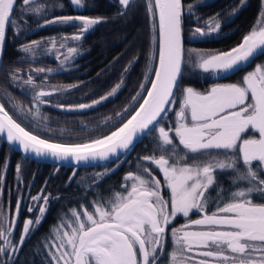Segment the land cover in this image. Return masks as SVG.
I'll list each match as a JSON object with an SVG mask.
<instances>
[{
  "label": "snow or ice",
  "instance_id": "snow-or-ice-1",
  "mask_svg": "<svg viewBox=\"0 0 264 264\" xmlns=\"http://www.w3.org/2000/svg\"><path fill=\"white\" fill-rule=\"evenodd\" d=\"M117 2L122 8L120 15H125L133 0ZM69 3L80 9L90 6L86 0H69ZM144 5L152 22L158 65L148 68L140 91L132 97L138 107L131 111L126 107L122 113H117L122 122L115 130L84 143L53 141L51 133L55 130L46 124L41 126L40 122L47 117L41 116L39 107L50 103L44 98L52 93L36 85L32 75L23 83L33 87L34 110L16 105L19 115L14 118L5 104L0 103V136L5 137L9 145L18 146L26 158L34 155L57 161L71 159L75 164L108 160L113 156L118 160L122 152L134 149L139 136L158 133L153 139L161 154L140 159L155 165L163 182L157 179L151 167L138 163L139 170L128 172L119 190L110 189L106 196L98 193L88 207L79 205V210L66 211L65 216L70 212L68 219L62 217L51 233L54 242L44 245L48 249V264H264V63L257 64L238 83L216 84L206 91L179 86L186 65L203 73L226 74L257 55H264V12L237 46L221 52L189 50L195 52V58L189 56L186 60L182 37L183 0H144ZM49 6L63 8L59 0H53L51 5L37 4L34 0H0V54L9 28L13 29V35L22 34L17 25L24 22V15H43ZM196 6L189 4V12ZM102 22V17L61 15L43 19L37 27L60 24L77 28V33L61 38L63 48L66 46L63 41H80L85 33ZM196 24L193 38L211 36L222 27L219 14L205 21L203 26H199L198 19ZM47 43L55 48L57 41L52 38ZM40 46L41 41L33 40L22 43L18 50L34 56ZM77 52L76 47H67L64 60ZM137 59L134 57L124 71ZM20 71L19 68L13 70L9 78L20 80ZM33 71L39 74L46 70ZM74 87L77 86H67ZM120 88L121 83H117L106 95L91 103L55 106L67 111L93 108L116 95ZM177 90L182 99L175 112L174 125L166 128L164 121L172 105L177 103ZM25 120L28 123L22 126ZM29 128L37 131L34 133L27 130ZM176 140L188 153L196 154L190 158L191 163L187 162L186 155L176 152ZM7 167V162L0 165V187ZM16 173L20 179V164L16 165ZM217 173L227 174L229 188L235 184L236 190L225 188L216 179ZM107 174L108 170L98 173L93 182L98 184ZM240 182L244 183L243 187ZM21 199L15 204L17 215ZM50 199L51 194L45 189L30 197L33 204L28 212L36 210L39 215L24 221L20 239L15 244L11 239L15 221L5 223L0 219V241H3L0 256L7 258L0 260V264H13V254L22 249L28 236L42 223ZM210 206L214 210L209 211ZM190 214L199 218L191 219ZM178 216L186 218V222L170 229L175 247L169 253L165 250V241L169 226Z\"/></svg>",
  "mask_w": 264,
  "mask_h": 264
},
{
  "label": "trees",
  "instance_id": "trees-1",
  "mask_svg": "<svg viewBox=\"0 0 264 264\" xmlns=\"http://www.w3.org/2000/svg\"><path fill=\"white\" fill-rule=\"evenodd\" d=\"M99 8H88L90 17H102L104 22L97 24L89 30L80 41L66 42V46L59 52L62 37H69L76 33L77 28L52 24L46 27H37L43 19H51L54 16L68 15L72 8L67 0H59L63 8L47 7L44 14L24 15V22L18 23L17 30L22 33L13 35V29L9 28L5 43V50L0 71V102L5 104L6 110L17 118L19 115L16 105L31 107L33 89L27 85H21L29 75L34 77L35 83L40 85L51 84L57 87H67L76 85L74 88H67L62 94L47 98L48 104L40 105V114L47 117L46 121H41L48 128L55 130L51 133V139L63 143H84L90 138H95L102 134H108L115 130L116 126L122 122L117 113H122L126 107L129 111L133 107H138L132 99L140 91V85L144 82V76L149 67L156 66L157 44L152 41V22L146 11L144 0H135L126 10L125 15H120L122 8L117 0H98ZM245 5L241 7V0H183L185 5L182 16V29L185 50L193 48L201 51L221 52L228 51L237 46L244 35L257 25L261 11L262 0H244ZM37 4L51 5L53 0H34ZM86 3L92 6V2L86 0ZM197 5L189 12L188 5ZM89 6V7H90ZM241 7V8H240ZM235 10V11H234ZM94 11V12H92ZM219 14V21L224 23L218 35L208 39L191 41L192 30L197 26L196 20H199V26L205 21ZM228 15V16H227ZM229 20V21H228ZM225 21H227L225 23ZM52 38L57 41L53 48L47 43ZM33 40L41 41V46L36 50V54L26 55L20 52L19 46L22 43H30ZM67 47H76L77 54L72 56L73 61L66 66L61 65V58ZM63 53V54H61ZM61 54V55H60ZM59 57V58H58ZM134 57H138L129 70V66ZM264 63V55L257 59L255 63L245 68L238 74L225 77L221 83H238L242 77L254 70L257 64ZM60 66L68 68L61 70ZM19 68L21 71L18 81H12L9 74ZM43 68L46 71L38 77L34 69ZM48 69L55 72H49ZM57 71V72H56ZM117 83H121L119 92L110 100L96 108L86 111H67L56 107L57 104L77 105L81 103H91L92 100L99 99L106 95ZM211 81L201 77V74H193L186 70L180 81V88L187 86L194 87L198 91H206L211 85ZM149 86V85H147ZM146 94V93H144ZM11 97V98H10ZM175 99L177 103L172 105V111L167 114L164 126L175 123V112L179 109V101L182 99L180 91H176ZM142 102V101H141ZM125 113V118H127ZM107 118H111L107 120ZM107 120V123H104ZM18 122L20 120L18 119ZM27 120L22 126L27 125ZM63 129V133H61ZM34 133L36 128H29ZM155 134H148L128 155L123 162H112L102 167L69 169L65 167H56L49 164L38 163L31 159L24 158L20 153L15 152L0 140V165L7 162L8 167L4 172L3 185L0 187V206L7 204L10 209H15L18 193L22 183L29 186L32 182V193L37 194L41 189H45L47 194H51L47 206L48 210L42 218V223L25 240L22 249L14 253L13 264H48L46 253L48 249L44 247L45 243L54 242L51 237L52 231L61 223V218L68 219L64 213L71 208H77L79 205L88 207L96 198L97 194L108 195L110 189L119 190L123 183V177L128 172H137L138 163L151 167L153 174L157 179L163 182L162 174L152 165L150 161H141L145 156H159L160 150L156 148L153 139ZM176 152L184 156L187 162L191 163V157L196 154L188 153L178 144ZM224 159L223 156L220 157ZM116 163L119 167H116ZM21 165V176L17 179L16 165ZM115 169L111 171V169ZM108 170V174L99 180L98 184L93 181L98 173ZM75 172V175L73 173ZM71 177V179H70ZM216 179L229 188V178L227 174H216ZM243 187L244 183L240 182ZM236 190L233 184L229 191ZM167 197V191L164 192ZM9 202V204H8ZM256 202H259L258 200ZM91 210V209H89ZM214 207L209 208V211ZM191 219L199 218L198 215L190 214ZM186 222V218L178 216L169 226L167 238L165 241L166 252H171L175 245L172 243L170 229L180 227ZM0 256V260H6Z\"/></svg>",
  "mask_w": 264,
  "mask_h": 264
},
{
  "label": "rangeland",
  "instance_id": "rangeland-1",
  "mask_svg": "<svg viewBox=\"0 0 264 264\" xmlns=\"http://www.w3.org/2000/svg\"><path fill=\"white\" fill-rule=\"evenodd\" d=\"M114 1H116V0H114ZM135 0H133V2H134ZM209 1H212V0H205V2L207 3V2H209ZM245 5V1H244V3L243 4H241V7H243ZM240 7V8H241ZM262 12H264V0H262V11H261V14H262ZM261 14H260V17H259V20H260V18H261ZM228 16V15H227ZM258 20V21H259ZM208 21V20H207ZM229 21V20H228ZM221 23V25L223 26L224 25V23H222V22H220ZM204 24H205V22H204ZM204 24H202V26L204 25ZM220 32V30L217 32V33H213L211 36H208V37H196V38H193L192 37V34L190 35V40L191 41H196V40H202V39H208V38H210V37H213V36H216V35H218V33ZM69 41H72V40H70V39H68V40H65V41H63V43L64 44H66V42H69ZM64 48V47H63ZM63 48H58L57 50L60 52ZM189 50H195V49H193V48H187L186 50H185V59L187 60L188 58H189V56H191L192 58H195V52H190ZM197 51H201V50H197ZM201 52H207V51H201ZM208 52H211V51H208ZM61 54H63V53H61ZM60 54V55H61ZM65 55H67V52L65 51V54H63L62 55V57H60L61 58V65L62 64H64V65H66V66H69V64L73 61V58H70L69 60H67V61H65L64 60V56ZM60 69L61 70H67V69H69V67L68 68H65V67H63V66H60ZM185 69L187 70H190V71H195V73H199V74H201V77H203V78H206L207 80H210L212 83H211V85H210V87L208 88V89H210V88H212L213 86H215L216 84H227V83H221V82H219L220 80H216V78H217V76L219 75V74H214V73H203V72H201L200 70H198V69H196V70H192L191 69V65L189 64V65H186L185 66ZM253 71V70H252ZM49 72H55V70L54 71H49ZM57 72V71H56ZM42 73H39V74H37L36 76H40ZM34 83H35V81H34ZM24 83H23V81L21 82V85H23ZM36 85H40L39 83H35ZM229 84V83H228ZM24 85H26V84H24ZM41 87H42V89L44 90V91H48V92H51L52 93V95L51 96H48V97H45L44 99H47V98H50V97H52V96H55V95H58V94H62V92H65V90H67V87H57V86H54V85H51V84H44V85H40ZM122 86V85H121ZM27 87L29 88V89H33V87L32 86H30V85H27ZM57 89H63L62 91H57ZM120 90V89H119ZM119 90H118V92H119ZM34 91V90H33ZM117 92V93H118ZM113 97H115V95L114 96H112V97H110V98H108L107 100H110V99H112ZM107 100H105V101H103L101 104H103L104 102H106ZM101 104H99V105H101ZM99 105H96L95 107H93V108H96L97 106H99ZM34 106V105H33ZM35 107V106H34ZM93 108H89V109H93ZM89 109H84V110H81V111H86V110H89ZM249 134H251V133H249ZM75 172L76 171H74V173H73V175L72 176H74L75 175ZM19 191V193H18V197H17V199H19V198H21L22 197V199H21V208H20V211H19V214L17 215V213H16V208L14 209V210H11L10 209V204H9V202H8V204H9V206L7 205V204H3V205H1L0 206V219H3L4 221H5V223H7V222H11V221H15V224L13 225V234H12V237H11V239H12V241H13V243L15 244V243H17L18 241H19V239H20V236H21V233H22V228H23V223H24V221L26 220V219H28V218H34L35 216H37V215H39V213H38V211H36V210H34L33 212H28V207L29 206H31L32 204H33V202L30 200V197L31 196H34V195H37V194H39V193H37V194H33L32 193V182L29 184V186L28 185H26V184H24V183H22V185L20 186V189L18 190ZM0 244H3V241H0ZM9 251L11 252V249H9Z\"/></svg>",
  "mask_w": 264,
  "mask_h": 264
},
{
  "label": "water",
  "instance_id": "water-1",
  "mask_svg": "<svg viewBox=\"0 0 264 264\" xmlns=\"http://www.w3.org/2000/svg\"><path fill=\"white\" fill-rule=\"evenodd\" d=\"M69 2V0H67ZM158 23V22H157ZM8 33V32H7ZM182 37H183V29H182ZM7 38V37H6ZM5 43H6V40H5ZM5 43H4V46H3V50H2V54H0V71H1V66H2V61H3V55H4V50H5ZM183 47L185 49V45H184V39H183ZM263 55H257L255 57L254 60L248 62V63H244V64H241L240 67L234 71V72H229V73H226V74H219L216 78V80H222L223 78L225 77H231V76H234L236 74H238L239 72H241L242 70H244L245 68H249L251 67L255 61L257 59H259L260 57H262ZM158 65V59L156 60V66ZM181 81V80H180ZM180 84V82H179ZM150 87V85H149ZM176 93V91H175ZM1 103V102H0ZM148 135V134H147ZM147 135H141L139 136V138H137L134 142V148L140 143L142 142V140L147 136ZM0 140H2L6 146H8L9 148H11L12 150H14L15 152H18L20 153L24 158L25 157V154L23 153V151L18 147V146H13V145H9L7 142H6V138L3 137V136H0ZM133 150V149H132ZM132 150H129V151H124L120 154L119 156V159L117 160V158L115 156L113 157H110L108 160H94V161H89L87 163H80V164H75L74 161H72L71 159L67 160V161H57L53 158H36L34 155L30 156V157H27L28 159H31L35 162H38V163H44V164H49V165H53V166H56V167H65V168H69V169H84V168H93V167H102V166H105L107 164H110L112 162H123L124 160L127 159L128 155L130 154V152Z\"/></svg>",
  "mask_w": 264,
  "mask_h": 264
},
{
  "label": "flooded vegetation",
  "instance_id": "flooded-vegetation-1",
  "mask_svg": "<svg viewBox=\"0 0 264 264\" xmlns=\"http://www.w3.org/2000/svg\"><path fill=\"white\" fill-rule=\"evenodd\" d=\"M90 2H92V6H88V7H86V8H83V9H80V8H75L73 5H71L70 3V6H71V8H72V12L71 13H69L68 15H78V14H81V15H87L88 13H91V11H89V9L88 8H99V1L98 0H89ZM92 12H94V11H92ZM89 16V15H88ZM93 18H95V17H93ZM78 32V29L76 30V33ZM75 34V33H74ZM86 34V33H85ZM84 34V35H85ZM73 35V34H72ZM84 35H83V37H84ZM71 36V35H70ZM69 36V37H70Z\"/></svg>",
  "mask_w": 264,
  "mask_h": 264
}]
</instances>
